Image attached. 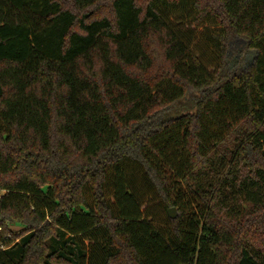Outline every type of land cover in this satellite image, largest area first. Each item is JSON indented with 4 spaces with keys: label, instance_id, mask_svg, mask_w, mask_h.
Returning a JSON list of instances; mask_svg holds the SVG:
<instances>
[{
    "label": "trees",
    "instance_id": "trees-1",
    "mask_svg": "<svg viewBox=\"0 0 264 264\" xmlns=\"http://www.w3.org/2000/svg\"><path fill=\"white\" fill-rule=\"evenodd\" d=\"M193 9L0 0V264H264V0Z\"/></svg>",
    "mask_w": 264,
    "mask_h": 264
},
{
    "label": "rangeland",
    "instance_id": "rangeland-1",
    "mask_svg": "<svg viewBox=\"0 0 264 264\" xmlns=\"http://www.w3.org/2000/svg\"><path fill=\"white\" fill-rule=\"evenodd\" d=\"M157 6L160 8L165 21L171 25L186 45L191 46L193 43H199L214 51L216 47L214 34L218 33L220 28L214 22L206 19L201 24H197V14L193 9V0H182L178 5H164L162 1L157 0ZM252 59L253 54L246 53L242 44L236 45L230 52V61L235 68L249 65L252 63ZM187 109L188 104L185 100L182 104L176 105L171 114L179 116ZM150 204L148 214L153 216L159 226L164 225L165 216L163 209L158 207L154 202ZM12 228L16 229L17 227L12 226Z\"/></svg>",
    "mask_w": 264,
    "mask_h": 264
},
{
    "label": "water",
    "instance_id": "water-1",
    "mask_svg": "<svg viewBox=\"0 0 264 264\" xmlns=\"http://www.w3.org/2000/svg\"><path fill=\"white\" fill-rule=\"evenodd\" d=\"M168 215L171 219H175L177 217V211L175 208H171L168 210Z\"/></svg>",
    "mask_w": 264,
    "mask_h": 264
},
{
    "label": "built area",
    "instance_id": "built-area-1",
    "mask_svg": "<svg viewBox=\"0 0 264 264\" xmlns=\"http://www.w3.org/2000/svg\"><path fill=\"white\" fill-rule=\"evenodd\" d=\"M5 193V191H1L0 190V199H1V196Z\"/></svg>",
    "mask_w": 264,
    "mask_h": 264
}]
</instances>
